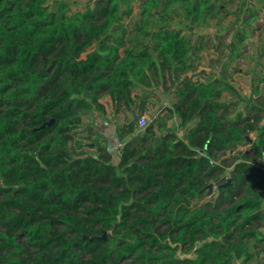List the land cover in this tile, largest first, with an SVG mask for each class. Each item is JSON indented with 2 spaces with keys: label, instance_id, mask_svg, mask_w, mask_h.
Listing matches in <instances>:
<instances>
[{
  "label": "trees",
  "instance_id": "1",
  "mask_svg": "<svg viewBox=\"0 0 264 264\" xmlns=\"http://www.w3.org/2000/svg\"><path fill=\"white\" fill-rule=\"evenodd\" d=\"M23 1L0 0V108L9 105L0 111V264H237L253 258L264 264L263 238L246 231L263 219L264 170L253 165H264L262 106L241 99L223 74L189 79L190 47L178 32L158 34L156 45L118 37L114 24L123 7L132 13L135 0H99L76 14L59 2ZM180 1L189 14L213 7L209 0ZM159 79L176 88L177 101L141 130L148 109L136 92L151 91ZM226 93L232 98L222 101ZM103 95L114 116L132 115L120 129L117 153L109 142L91 145L76 137L85 115L106 112ZM237 99L248 103V115ZM171 119L185 128L182 135L168 126ZM253 132L258 140L248 142ZM240 141L251 146L253 158H237L232 184L249 180L250 197L225 211L193 206L211 180L223 195L232 190L219 180V161ZM239 208L249 214L236 216ZM156 220L164 232L156 231ZM17 234L30 238L34 254L13 258ZM181 247L186 257L177 254Z\"/></svg>",
  "mask_w": 264,
  "mask_h": 264
},
{
  "label": "rangeland",
  "instance_id": "2",
  "mask_svg": "<svg viewBox=\"0 0 264 264\" xmlns=\"http://www.w3.org/2000/svg\"><path fill=\"white\" fill-rule=\"evenodd\" d=\"M99 0H48L50 5L62 3L68 14L83 13L88 8L94 9ZM27 0L22 2L26 5ZM213 7L201 14H189L180 0H135L132 2V13L126 15L127 8L123 7L120 13V21L114 24L118 37L126 36L132 39L133 44L137 45H156V36L163 34L164 31H174L180 33L187 40L190 47V58L192 69L186 76L194 81H207L223 74L227 82L233 85L241 99H251L262 106L264 110V0H209ZM121 29H123L121 31ZM131 43V45H132ZM129 46V44H128ZM139 47V46H138ZM158 86L151 91L145 92L137 90L136 94L140 97L145 96L147 104V124L155 116L162 117L168 114V109L173 107L177 101L176 88L171 85L169 80L165 83L159 79ZM232 97L226 93L221 98L222 101ZM239 101V111L244 115L249 114V107L246 101ZM101 102L105 105L104 114H88L83 117L81 129L77 130L76 137L84 138L85 143L93 145L100 142L106 145L109 142L111 149H114V139L118 138L120 129L126 127L131 121L132 115L124 110L117 116L113 115L112 102L109 96L103 95ZM9 109L8 102L2 104L0 111ZM168 126L182 135L185 128L179 126V122L171 119ZM146 124V125H147ZM139 128L143 130V128ZM180 128V130H179ZM90 135L91 138L88 136ZM249 142L257 141L256 132L246 135ZM126 139L124 142L128 141ZM121 141V140H120ZM89 153H95L90 147L84 148ZM232 151H228L219 161L224 165V173L220 176V182L224 186L231 185L232 190L229 194L221 193L219 183L211 180L202 191V196L194 200V205L210 204L218 211L231 210L240 206L247 200L252 189L248 183L233 185V173L237 163L241 162L242 153L248 154L253 158L251 146L245 141L233 143ZM116 156V154H115ZM236 158V159H235ZM115 165L119 163L118 156L115 157ZM254 167L264 170L261 160L255 162ZM231 166V167H227ZM256 179L255 181H257ZM230 183V184H229ZM211 186V189L209 188ZM136 197H140L137 192ZM248 211L239 208L236 216L246 217ZM263 219L255 222L248 231H255L261 235L263 240L259 247H264V207ZM155 221V228L158 233L165 231L166 226ZM53 229L61 234L71 236L67 232L66 226L53 224ZM110 232H106L108 235ZM236 235H245L240 229H236ZM234 236V238L236 237ZM247 237H244L246 240ZM17 247L12 249L13 258L23 259L27 257V251L34 254L35 247L26 234H17L15 238ZM186 248L181 247L177 254L181 257L188 255ZM261 252V251H260ZM264 255V252H261ZM262 258V257H261ZM117 264H136L133 259H127ZM237 264H262L258 259H241Z\"/></svg>",
  "mask_w": 264,
  "mask_h": 264
},
{
  "label": "built area",
  "instance_id": "3",
  "mask_svg": "<svg viewBox=\"0 0 264 264\" xmlns=\"http://www.w3.org/2000/svg\"><path fill=\"white\" fill-rule=\"evenodd\" d=\"M139 124H140V127L141 128H145L147 125V117L146 116H143L140 120H139ZM114 149L115 148H117V149H115V150H118V149H120L122 146H123V143L119 140V138H115L114 139Z\"/></svg>",
  "mask_w": 264,
  "mask_h": 264
},
{
  "label": "water",
  "instance_id": "4",
  "mask_svg": "<svg viewBox=\"0 0 264 264\" xmlns=\"http://www.w3.org/2000/svg\"><path fill=\"white\" fill-rule=\"evenodd\" d=\"M53 121H51L49 124H52ZM230 184V183H229ZM209 188L211 189V186H209ZM91 241H93V239H91Z\"/></svg>",
  "mask_w": 264,
  "mask_h": 264
}]
</instances>
